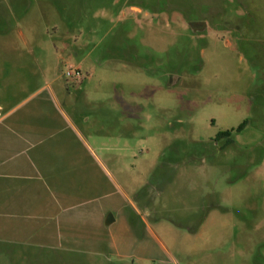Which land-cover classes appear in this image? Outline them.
<instances>
[{
    "label": "rangeland",
    "instance_id": "rangeland-1",
    "mask_svg": "<svg viewBox=\"0 0 264 264\" xmlns=\"http://www.w3.org/2000/svg\"><path fill=\"white\" fill-rule=\"evenodd\" d=\"M51 69L87 146L0 264H264V0H0V113Z\"/></svg>",
    "mask_w": 264,
    "mask_h": 264
},
{
    "label": "crops",
    "instance_id": "crops-1",
    "mask_svg": "<svg viewBox=\"0 0 264 264\" xmlns=\"http://www.w3.org/2000/svg\"><path fill=\"white\" fill-rule=\"evenodd\" d=\"M2 74L6 79L14 75V79L22 80L3 82L7 94L18 96L0 113V228H4L5 216L19 218L23 190H36L38 180L42 189H53L48 176L78 165L77 145L81 142L83 147L87 146L77 126L78 104L71 102L70 89L55 69ZM39 75L44 79L40 84ZM71 141L77 145H70ZM83 150L81 155L86 149ZM36 203L34 199L35 206Z\"/></svg>",
    "mask_w": 264,
    "mask_h": 264
},
{
    "label": "built area",
    "instance_id": "built-area-1",
    "mask_svg": "<svg viewBox=\"0 0 264 264\" xmlns=\"http://www.w3.org/2000/svg\"><path fill=\"white\" fill-rule=\"evenodd\" d=\"M63 77H65V78L71 77L74 79H78V78H80V72L78 69H73L72 67H70L68 70H66L63 73Z\"/></svg>",
    "mask_w": 264,
    "mask_h": 264
},
{
    "label": "water",
    "instance_id": "water-1",
    "mask_svg": "<svg viewBox=\"0 0 264 264\" xmlns=\"http://www.w3.org/2000/svg\"><path fill=\"white\" fill-rule=\"evenodd\" d=\"M111 221H112V217H111V215L109 214V215H107V217H106V219H105V223H106V224H109Z\"/></svg>",
    "mask_w": 264,
    "mask_h": 264
},
{
    "label": "trees",
    "instance_id": "trees-1",
    "mask_svg": "<svg viewBox=\"0 0 264 264\" xmlns=\"http://www.w3.org/2000/svg\"><path fill=\"white\" fill-rule=\"evenodd\" d=\"M226 133H228V132H226Z\"/></svg>",
    "mask_w": 264,
    "mask_h": 264
}]
</instances>
